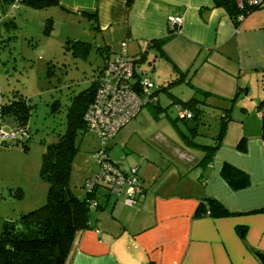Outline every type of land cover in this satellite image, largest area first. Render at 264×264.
I'll return each instance as SVG.
<instances>
[{"label":"crops","instance_id":"0c3cea01","mask_svg":"<svg viewBox=\"0 0 264 264\" xmlns=\"http://www.w3.org/2000/svg\"><path fill=\"white\" fill-rule=\"evenodd\" d=\"M54 6L58 16L71 22L80 25L85 19L94 43L106 45L111 57L126 41L138 75L157 85L167 84L179 71L186 72L182 81L171 85L174 96L166 93L168 108L193 96L219 110L227 108L229 97L239 85L244 87V78L259 79L264 74V5L245 16L239 26L215 0H135L131 8L125 0H59ZM83 12L96 13V17ZM177 15L183 16V24L162 53L154 40L167 36L169 18ZM92 21L97 23L95 28L90 26ZM158 98L162 103L160 93ZM156 111L150 104L143 108L131 122V133L123 136L138 133L162 154L164 162L159 163L152 152L144 151L146 158L138 165H144L140 173L148 187L145 196L135 206L120 200L93 215L97 226L77 233L65 264H263L258 252L264 253V211L252 212L264 208L262 126L252 132L243 119L242 125H232V114L212 162L199 165L204 149L193 147L164 109ZM163 129L170 137L162 136L183 157H174L161 141L153 143V134ZM120 132L109 151L118 142L128 144ZM243 137L245 150L238 148ZM137 149L131 144V152ZM224 162L247 172L250 185L233 190L221 175ZM205 195L218 199L234 214L196 215Z\"/></svg>","mask_w":264,"mask_h":264},{"label":"rangeland","instance_id":"374dc122","mask_svg":"<svg viewBox=\"0 0 264 264\" xmlns=\"http://www.w3.org/2000/svg\"><path fill=\"white\" fill-rule=\"evenodd\" d=\"M57 10L56 6L36 8L21 1L13 2L6 9H2L0 4V97L8 100L18 91L34 106L29 121V147L25 148L22 142L11 148L0 145V232L5 218H15L46 203L48 183L41 176L46 145L55 141L58 133L65 129L66 108L70 97L88 87L95 78L97 67L104 63V58L96 50L84 60L75 57L72 50L66 48L68 37L91 41L95 38L85 19L79 25L78 21L71 22L60 14L58 16ZM50 17L54 19V29L47 33L45 26ZM151 71L150 69L149 72ZM262 77L264 75L259 79L244 78V87L236 99L229 101L236 91L229 99L226 98L229 103L225 107L233 108L235 121H232V125H242L243 119L252 132L262 126L257 108L264 98ZM160 96L162 103L167 106L169 101L166 100L170 97L165 91H161ZM58 100L60 109L53 113L52 105ZM213 110L214 108H210L209 112L212 114ZM169 111L173 119L178 118L175 106H169ZM215 115L209 114L207 122L200 125L201 132L195 135V141L214 143L219 129ZM211 119L212 122L209 121ZM175 122L189 134L188 126H193L191 120L188 124L181 118ZM3 127L6 132L10 131L8 123ZM132 129L133 123H129L120 130L122 140L127 138L129 142L116 143L110 150L111 157L127 168L139 165L146 158L144 151L152 152L159 163L164 162L161 159L162 154L157 151L159 149L151 147L138 133L132 132V136L123 138ZM164 130L153 134V143L160 144L161 141L163 145L171 148L174 157H183L185 154L180 153L176 145L162 136V133L166 134ZM98 141L97 136L88 131L81 139V149L74 156L70 185L79 195L86 193L85 182L100 168L98 159L93 155ZM131 144H136L139 149L131 152ZM140 168H144V165L139 170ZM115 200L114 196L111 197L109 208ZM95 214L96 210L92 207V217Z\"/></svg>","mask_w":264,"mask_h":264},{"label":"trees","instance_id":"16d2710c","mask_svg":"<svg viewBox=\"0 0 264 264\" xmlns=\"http://www.w3.org/2000/svg\"><path fill=\"white\" fill-rule=\"evenodd\" d=\"M15 1H21L25 5L36 8L59 5V0H0V4L2 9H6ZM125 1L129 8H131L135 2V0ZM215 4L223 6L228 11L235 25L239 26L242 19L252 11L261 8L264 5V1L257 4L246 3L244 6H240L237 4L236 0H215ZM83 14L88 15V17H96V13L83 12ZM96 24L95 21H92L90 26L95 28ZM45 27L47 33L52 32L54 29V19L52 17L47 19ZM179 30L180 28H173L170 26L167 36L154 40V43L161 49V52L163 51L164 44L175 36ZM65 46L72 50V54L75 57H81L84 60L89 58L93 50H96L100 52L104 58V63L102 66L97 67L95 78L88 87L70 97V103L66 108L65 129L58 133L55 141L46 145L41 165V176L48 183L46 203L36 209L21 213L15 218H5L3 220L0 232V264H65L70 255L77 233L97 226V221H92V207L95 208L96 214L104 212L109 208L108 204L113 196L116 198L114 204L121 200L128 206H135L142 200L148 190L138 165L135 167L123 168L119 166L110 155V142L120 131L108 142L105 152L114 166L120 168L124 173H130L132 169L136 170L139 180L138 186L141 191L134 194L135 202L132 205L125 203L126 195L123 193L119 195L114 194L111 191V187L104 182H96L91 187L88 186L92 177L85 182L84 187L86 193H84V195H79L72 189L70 179L74 156L81 149V139L85 133L88 131L93 133L87 122L86 114L95 101L96 92L102 82L105 68L112 57L110 53H108L106 45H98L91 40L71 39L68 37ZM141 58L143 59V57ZM136 69L135 66L132 84L134 83L135 89L139 90L140 81L143 77L141 74L138 75ZM196 71L197 68L194 69V73ZM186 76V72L179 71L176 78H173L167 84L163 83L159 85L148 77L149 80L154 83L155 87L150 96H148L146 103L140 108L138 114L127 124L136 119L142 109L149 104L155 107L158 113H160V111L162 112V109H164L165 115L172 120L177 121L178 118H181L187 124L189 120H191L193 126L189 125L190 132L189 134L183 132L184 136L188 138L191 144L204 149L205 155L199 165H207L212 162L214 154L223 142L228 124L233 118L232 108L220 107L219 110L216 106L210 105L204 99L193 96L185 102H174L175 108L176 104H183L185 107L190 108L192 117H181L179 113H177L178 118L173 119L169 108L162 105L160 102L158 94L161 91H165L168 95L174 96L170 89L171 85L182 81ZM242 88L241 85L238 86V90L232 98V101L236 99ZM205 95H211V92H205ZM262 106H264V98L257 107L258 113H260ZM33 107L34 106L28 102V99L18 91L8 100H4L2 96L0 97V129L3 133L8 134V136L2 138V134L0 133V145L5 148H11L13 145L22 142L25 148L29 147V140L31 138L29 121ZM210 108H214V113L211 114L209 112ZM59 109L60 102L58 100L53 103L52 111L55 113V111H59ZM209 114L215 115L220 119L219 129L214 138V143L206 144L195 141V135L201 132L199 128L200 125L202 126L207 122L206 117ZM260 117L264 132V114ZM209 121L212 122V119ZM7 123L10 125L9 132H6L3 127ZM124 126H122L121 129ZM244 140L245 137H243L238 144V148L241 150L246 149ZM98 151L99 141L96 149L93 151L95 158V153ZM221 175L233 190L247 188L251 183L249 174L230 162H224ZM262 211H264V208L253 210L252 212ZM232 214H234V212L229 210L221 201L210 195H205L201 199L196 211V215H210L214 217L229 216Z\"/></svg>","mask_w":264,"mask_h":264},{"label":"built area","instance_id":"2783aa9c","mask_svg":"<svg viewBox=\"0 0 264 264\" xmlns=\"http://www.w3.org/2000/svg\"><path fill=\"white\" fill-rule=\"evenodd\" d=\"M264 0H236L237 4L244 6L246 3L257 4ZM171 27L180 28L183 24V16H171ZM135 72V61L129 56L127 42H123L121 48L111 60H109L103 75L100 87L96 92L94 103L89 108L86 119L93 133L99 139V151L95 153L100 168L92 176L88 186L96 182H104L111 187L114 194H125V203L132 205L135 202L134 194L140 192L139 180L136 170L124 173L114 166L106 155V145L120 131L121 127L131 121L138 114L140 108L146 103L148 96L155 87L148 77L140 81L139 90L132 84ZM141 91V92H140ZM142 93V94H141ZM176 109L181 117H192L190 108L183 104H176ZM264 114V106L259 115ZM2 138L8 136L0 129Z\"/></svg>","mask_w":264,"mask_h":264},{"label":"water","instance_id":"95a60500","mask_svg":"<svg viewBox=\"0 0 264 264\" xmlns=\"http://www.w3.org/2000/svg\"><path fill=\"white\" fill-rule=\"evenodd\" d=\"M258 256L264 264V253H259Z\"/></svg>","mask_w":264,"mask_h":264}]
</instances>
